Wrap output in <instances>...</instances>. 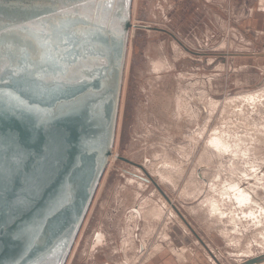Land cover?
Returning <instances> with one entry per match:
<instances>
[{"label":"rangeland","instance_id":"obj_1","mask_svg":"<svg viewBox=\"0 0 264 264\" xmlns=\"http://www.w3.org/2000/svg\"><path fill=\"white\" fill-rule=\"evenodd\" d=\"M36 10L37 0H0V97L34 110L27 113L33 114L37 136L57 122L63 104L74 100L67 111H82L88 132L79 123L75 127V155L61 184L44 190L46 185L18 201L17 191L46 146L38 137L11 139L0 122V264H52L41 255L55 240H68L63 264H141V254L128 261L112 247L105 250V235L96 231L103 227L107 240L112 234L119 239L124 221H118V209L133 204L134 188L141 191L142 203L133 205L134 224L139 216L156 221L162 244L155 245L156 252L166 247V237L172 239L168 264H188L194 257L191 264H201L200 255H210V264H264V0H221L222 30L215 44L207 37L205 43L197 37H172L171 30L149 34L150 29L170 28L133 9L130 32L136 37L129 42V67L115 100L76 101L87 84L76 83L72 73L60 75L63 69L55 72L45 53L43 60L39 57V21L27 19ZM156 62L162 65L154 68ZM89 127L99 130V136ZM211 138L229 147H216ZM14 148L26 152L17 154V161L11 160ZM231 179L255 189L254 216L245 211L247 206L220 194ZM216 198L224 215L212 214ZM158 204L164 206L161 216L151 210ZM95 232L103 240L92 249ZM143 243L138 247H149L147 240ZM177 255L186 258L177 260ZM165 256L159 254L158 264Z\"/></svg>","mask_w":264,"mask_h":264},{"label":"crops","instance_id":"obj_2","mask_svg":"<svg viewBox=\"0 0 264 264\" xmlns=\"http://www.w3.org/2000/svg\"><path fill=\"white\" fill-rule=\"evenodd\" d=\"M133 9L137 11L139 16L153 19L159 23H166L170 28L169 30H162L157 27L150 29L147 32L149 34L162 33L163 31V33H167L171 30L172 33L168 34H171L172 37H197L199 43H205L203 38L207 37V41L213 42V44L216 43V37L218 39L221 36V0H37L36 12L27 16V19L39 21V27H37L39 28L37 35L39 36L37 47L39 57L42 60L44 57L47 63L52 62L51 67L54 71L55 68L63 69L60 75L72 73L76 75V83L87 84L83 90L78 92L79 95L75 93L77 95L75 99H99L101 97L102 100H115L120 97L121 85L125 76L124 69L129 67L130 62H127L126 59L128 45L136 37L135 35L132 38L133 35L130 32ZM251 10H253L252 7ZM41 21L45 23L40 27ZM27 31L34 32V35L37 34L36 30L31 28H28ZM42 53L47 56L43 55L42 57ZM77 69H84V71L80 72ZM108 114L113 116L109 106ZM134 177L142 179V177ZM131 190L136 191L134 196L137 195L133 204L124 203L122 207L121 201L119 202L121 207L118 211H122V215L119 216L118 221H122V218L124 221L119 239L112 234L107 240L106 231L103 227L96 230L102 231L105 235V240L102 242L105 244L104 249L107 250L112 247V251L116 249L119 253L121 252V256L128 261L129 259L132 261L138 254H142L141 260L143 262L141 264H158L161 261L158 260L159 254L165 253L163 264H168L173 258L168 243L172 244L173 241L166 237V247L163 245L162 249L155 252L157 246L156 249L154 247L159 243L156 221L139 216L136 225L134 224L133 205L142 206L139 198L141 191L135 188ZM146 202L147 199L143 203L146 204ZM100 221L105 220L101 219ZM150 227L154 228L151 234L148 231L151 229ZM131 234L134 235L135 245L125 250L123 247L124 239ZM115 237L118 243L114 239ZM146 240L149 247L141 246L139 248L138 245H143ZM66 242L55 240L53 246L48 248L49 250L43 251L41 259L53 261L52 264H63V252L67 248ZM95 244L94 246L91 245L92 249L93 247L96 249V246L99 245ZM152 244L154 247H151ZM153 249L155 250L153 251ZM131 250H134L132 257H130ZM166 251L170 254H167ZM73 254L76 255L75 252ZM207 256L208 259H205L200 255L201 264H210V260L214 262L210 255ZM181 257L183 256L177 255V260H185ZM92 258L94 259V255ZM196 258H193L194 261ZM191 261L188 264H191Z\"/></svg>","mask_w":264,"mask_h":264},{"label":"bare ground","instance_id":"obj_3","mask_svg":"<svg viewBox=\"0 0 264 264\" xmlns=\"http://www.w3.org/2000/svg\"><path fill=\"white\" fill-rule=\"evenodd\" d=\"M162 63L160 62H156L154 65V68H158L159 66H161ZM158 70V69H157ZM264 90V89H262ZM257 92V91H255ZM260 92V91H259ZM264 91H261V93ZM249 94V93H248ZM247 94V95H248ZM263 94V93H262ZM260 95V94H259ZM264 95V94H263ZM243 96V95H242ZM251 96V95H250ZM246 97V96H245ZM6 98V97H5ZM255 98V97H253ZM86 100L85 98H78L76 99V101L78 100ZM207 99V98H206ZM252 100V96L250 98ZM249 99V101H250ZM259 99V98H258ZM256 100V99H255ZM261 100V99H260ZM264 100V99H263ZM14 102L8 103L4 100V96L1 95L0 97V122L2 124L5 125V130L7 132V136L10 137L11 139H22V140H30L33 137H38L40 139L41 142H43L46 146V150L44 153H39L38 154V161L37 164L35 166V168L29 172L28 175V182L17 191L16 194V198L18 201H24L26 200V197L28 195L31 194H37L38 192H40L44 186L47 185V187L44 188H51L54 187V185H58L59 183L61 184L62 179H63V174L66 172L68 166L70 165L73 156L75 155V148L73 147V141L75 140L76 137V131H75V127L79 124L82 125L83 130L88 132L86 128H88V122L86 121L87 119L83 117V112L80 110L77 111H67L68 109H71L72 106L74 105L73 101H68L67 103L63 104L61 107L63 110V112L60 111V113H58V120L56 119V123H53L52 126L47 130V132H44L42 134H38V136L35 134L36 132V128L34 127V119H33V114H29L28 112L34 111L30 109H24L23 104H19L15 101ZM184 102V101H183ZM188 103V102H187ZM239 103V102H238ZM248 103V102H247ZM14 104H16L18 107L13 106ZM206 105V104H205ZM26 106V105H25ZM188 106V105H187ZM259 106V105H258ZM16 109H15V108ZM74 107V106H73ZM205 108V107H204ZM23 109V110H22ZM224 109V108H223ZM26 111V112H24ZM83 117V118H82ZM210 117V116H209ZM86 119V120H85ZM192 119V118H191ZM87 122V123H86ZM96 120L93 121V123H95ZM100 122L97 123V125H99ZM89 130H91L97 137L99 136V130H95L91 127H89ZM221 131V130H220ZM222 132V131H221ZM220 132V133H221ZM224 132V131H223ZM262 133V132H261ZM217 134V133H216ZM219 134V132H218ZM212 136V135H211ZM217 136V135H216ZM219 136V135H218ZM221 136V135H220ZM248 136V135H246ZM7 137V139H8ZM213 137V136H212ZM256 137V136H255ZM210 138V137H209ZM226 138V137H225ZM231 138V137H230ZM227 139V138H226ZM241 139V138H240ZM244 139V138H243ZM241 139V141L243 140ZM209 140V139H208ZM212 140V138H211ZM216 140V139H215ZM225 140V139H224ZM230 140V139H228ZM210 141V140H209ZM208 141V142H209ZM227 141V140H226ZM234 141V140H233ZM236 141V140H235ZM212 142H215V146L216 147H229V144L227 142H222L219 140H212ZM211 142V143H212ZM229 142H232L231 140ZM233 143V142H232ZM236 143V142H235ZM236 145V144H235ZM237 146V145H236ZM214 147V146H213ZM248 147V146H247ZM252 147V146H251ZM234 148V147H233ZM231 149V148H230ZM230 149L228 151H230ZM233 150V149H232ZM247 150V149H245ZM227 151V150H226ZM25 151L24 150H20V149H13L12 153H11V160L13 161H17V158L15 157L17 154H23ZM215 152V151H214ZM219 152V151H218ZM216 151V153H218ZM233 152V151H232ZM231 152V154H232ZM26 153V152H25ZM238 153V151H237ZM219 154V153H218ZM230 154V152H229ZM254 155V154H253ZM113 157V155H112ZM110 157V158H112ZM242 157V156H241ZM109 160V159H108ZM110 161V160H109ZM173 163V162H172ZM169 164V163H168ZM172 166V165H171ZM253 166V165H252ZM170 167V166H169ZM175 167V166H173ZM262 167V166H261ZM264 167V166H263ZM172 169V168H171ZM257 170V169H256ZM259 171V170H257ZM245 172V171H244ZM260 172V171H259ZM261 173V172H260ZM195 174V173H194ZM251 174V173H250ZM264 175V173H263ZM165 175H163L162 177H164ZM239 177V176H238ZM237 177V178H238ZM257 177V176H256ZM165 178V177H164ZM163 178V179H164ZM167 178H171L172 177L170 175H167ZM234 179V178H233ZM231 179L232 181L227 182V184L225 185L223 189V192L220 193L223 196L227 195L228 198L230 200L236 199V201H238V204H242L243 206H247L245 209V211H247V209L249 210V213L252 214L253 216L256 214V211L253 208L254 202H257L259 199L255 196L256 193L251 190H249V188H246L245 186H243V184L241 185V183L235 181ZM239 180V179H238ZM243 180V179H242ZM171 181V180H170ZM169 181V182H170ZM241 181V180H239ZM172 182V181H171ZM190 182V181H189ZM243 182V181H242ZM249 182V181H248ZM258 182V181H257ZM175 183V181H174ZM196 183V182H194ZM193 183V184H194ZM198 183V182H197ZM201 183V182H200ZM141 184V183H140ZM143 184V183H142ZM192 184V183H191ZM199 184V183H198ZM258 184V183H257ZM51 185V186H50ZM247 185V184H246ZM256 185V184H255ZM143 187V186H142ZM195 187V186H194ZM219 187V185H218ZM221 187V186H220ZM197 188V187H196ZM55 189V188H54ZM191 189V188H190ZM193 189V188H192ZM219 189V188H218ZM217 190V189H214ZM195 192V191H194ZM192 193V191H191ZM217 194L219 195V192L217 191ZM209 195V194H208ZM221 195V196H222ZM213 197V196H211ZM210 197V199H211ZM226 197V196H224ZM60 198V196H56V198L54 199V201L56 202V200H58ZM215 198V197H214ZM164 199V198H163ZM254 199H256L257 201H255ZM220 198H216L213 199L211 201V207L213 208V210L215 211L212 214H217L218 211H220ZM205 201V200H204ZM251 201V203H249ZM164 203V205H166L165 201H162ZM260 202V201H259ZM206 203V201L204 202ZM203 203V204H204ZM224 203V202H223ZM227 203V201L225 202ZM258 203V202H257ZM263 203V202H262ZM54 204V203H53ZM151 204V203H149ZM201 204V203H200ZM210 203H207V205ZM152 205V204H151ZM171 205V204H170ZM205 205V204H204ZM224 205V204H223ZM256 205V204H255ZM206 206V205H205ZM167 207V205H166ZM222 207V206H221ZM237 207V206H236ZM239 207V206H238ZM144 209V207H142ZM146 208V207H145ZM163 207H159V204L157 206H154L151 210H153L154 215L156 216H161L160 214L162 213V209ZM194 208V207H193ZM170 209V208H168ZM142 210V209H141ZM148 210V209H147ZM244 210V209H243ZM145 211V210H144ZM142 210V212H144ZM150 211V209H149ZM148 212V214L151 212ZM171 212V209L169 210ZM168 211V212H169ZM263 209L260 208V211L262 213ZM163 212H165L163 210ZM169 212V213H170ZM173 212V211H172ZM221 212V211H220ZM225 212V211H224ZM224 212H221L222 215H224ZM152 213V212H151ZM146 214V213H145ZM164 214V213H162ZM167 214V213H166ZM249 214V215H250ZM144 215V214H143ZM147 215V214H146ZM206 215V214H205ZM239 215V214H238ZM248 215V216H249ZM145 216V215H144ZM169 216V215H168ZM138 217V216H137ZM149 217V215H148ZM151 217L152 214H151ZM207 217V215H206ZM257 217V216H256ZM240 218V217H239ZM251 218V217H250ZM260 219V217H258ZM264 218V217H263ZM257 219V220H259ZM151 220V219H150ZM214 221V220H213ZM180 222V221H179ZM222 222V221H221ZM260 222V221H259ZM263 223V222H260ZM157 225V224H156ZM257 225V224H256ZM186 226V225H185ZM146 228V227H145ZM151 228V227H150ZM154 229V228H152ZM222 230V229H221ZM226 230V229H225ZM224 230V232H225ZM149 231V229H148ZM147 231V232H148ZM227 231V230H226ZM229 232V231H228ZM153 233V232H152ZM223 233V232H222ZM226 233V232H225ZM133 234V233H132ZM163 234V233H162ZM161 234V235H162ZM167 235V233H165ZM227 234V233H226ZM160 235V234H159ZM145 237V236H144ZM128 238L124 241L123 244L127 243V244H131L134 243V236H132V240L131 243L130 242H126L128 241ZM169 238V237H168ZM144 239V238H143ZM102 234L99 232L97 239H96V243L100 244L102 242ZM148 243V242H147ZM102 244V243H101ZM135 244V243H134ZM96 245V244H94ZM133 245V244H132ZM159 245V244H158ZM162 245V244H161ZM159 245V247L161 246ZM128 247V245H127ZM132 246L130 245V248ZM154 247V246H152ZM158 247V246H157ZM158 247V248H159ZM173 248V247H171ZM1 250V249H0ZM126 250V249H125ZM130 250V249H129ZM128 250V251H129ZM148 250V249H147ZM155 249H153L154 251ZM156 252V251H155ZM142 255V254H141ZM141 255H139L141 257ZM183 255V254H182ZM137 257V256H136ZM140 259V258H138ZM135 260H137L135 258ZM133 260V262L135 261ZM10 264V263H9Z\"/></svg>","mask_w":264,"mask_h":264}]
</instances>
